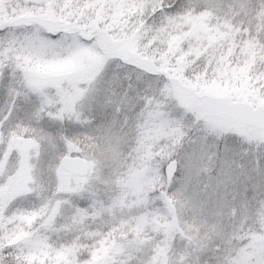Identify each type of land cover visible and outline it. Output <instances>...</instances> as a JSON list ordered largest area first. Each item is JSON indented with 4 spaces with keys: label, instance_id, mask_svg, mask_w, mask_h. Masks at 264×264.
Wrapping results in <instances>:
<instances>
[{
    "label": "snow or ice",
    "instance_id": "6c2138e0",
    "mask_svg": "<svg viewBox=\"0 0 264 264\" xmlns=\"http://www.w3.org/2000/svg\"><path fill=\"white\" fill-rule=\"evenodd\" d=\"M0 264H264V0H0Z\"/></svg>",
    "mask_w": 264,
    "mask_h": 264
}]
</instances>
